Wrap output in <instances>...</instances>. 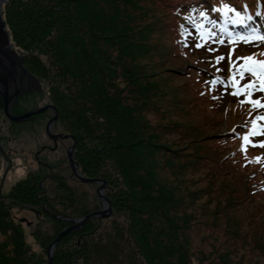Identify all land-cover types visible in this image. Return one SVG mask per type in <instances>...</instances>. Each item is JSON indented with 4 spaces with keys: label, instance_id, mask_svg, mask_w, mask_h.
Listing matches in <instances>:
<instances>
[{
    "label": "rangeland",
    "instance_id": "374dc122",
    "mask_svg": "<svg viewBox=\"0 0 264 264\" xmlns=\"http://www.w3.org/2000/svg\"><path fill=\"white\" fill-rule=\"evenodd\" d=\"M7 1L4 17L13 44L19 51L28 55L34 54L41 60L40 64L30 62L26 66L41 83L42 91H35L20 98L17 106L14 107V112L16 115H23L52 104L59 111L56 132L74 134L77 142L75 137V141L64 140L60 142L56 152L47 150L41 153L40 160L49 164L51 169L42 167L36 162L35 156L42 146L52 144L46 133V125L54 117V112L49 110L24 123H12L3 111L0 113V148L13 161L9 164L0 151V264H48L49 245L56 239L55 237L72 226L73 220L83 218L84 213L103 209L96 185L80 182L71 170L66 152L70 146H76L75 160L78 162L79 172L85 177H98L107 181L110 195L108 192L106 195L111 200L113 213L102 219L91 218L90 222L87 221L88 224L86 222L80 229L66 235L55 247L54 264H106L103 258L99 255H91L89 250L92 245L95 247L108 243V234L112 232L122 235L123 240H126L121 244L127 245L128 253L120 254L122 258L126 257L125 261L123 260L124 264L142 262L149 264L146 250L151 247L154 240H150L146 245L144 239L140 240L138 237L143 235L140 229L144 220L152 219L156 222L157 217L151 216L149 210L154 201L142 202L136 199L135 191L129 192L132 189L128 184L130 176L125 169L134 162L138 163V159L144 162L142 165L144 170L140 174L144 182L155 187V191L160 195L163 191H169L177 202H181L182 208L173 209L170 218L175 227L187 225L186 239L182 236L183 230L178 229L180 238L183 242L186 241L188 246L186 247L190 258L187 264H264V230L257 229L254 232L247 222L240 223L245 217L244 211L238 212L233 207L231 211L227 210L229 199L221 194L223 184L219 179H213L212 174L209 176L211 172L208 168L198 166L193 171V166L196 164L195 157L198 153L205 156V148L210 142L204 133L210 127L204 129L203 125L205 123L207 125V122L203 119L211 121V129L215 133L219 118L224 121L223 129L226 125L229 127L235 122L232 116L237 115L240 109L236 105L230 107L227 96L224 97L226 101L223 99L226 103L224 111H229L226 113V120L223 116L214 119L205 117L195 108L191 109L188 106L189 101L186 100H189V97L182 87V74L186 73L188 65L192 66L193 63L196 64L195 62L202 64L205 60L213 61V57L195 52L193 58L178 62L172 59L170 54L164 56L165 50L175 47L173 38L177 37V21L175 24L170 15L165 16L160 10L159 0H96L101 10L109 11L112 9L110 7H113L114 11L118 10L121 29L130 33V38L121 36L123 39L120 43L123 44H117L113 58L118 61L125 49L127 61L131 63L136 60L131 63V68L137 71L134 72L139 76V80L134 82L124 70H118L121 66L112 65L109 70V72L118 70L116 76L124 83L129 79L123 93L124 110H129L130 106L138 110L142 106H132L135 104L133 100L135 87L150 91L153 88L156 95L154 100L142 106L144 116L143 114L138 116L141 124L136 125L134 133L144 139L140 145L133 144L137 137L131 142L129 137L127 139L120 134L117 136L109 122L112 116L106 120L105 111L103 114V111L99 112L97 109L90 123L102 122L100 127L90 125L91 128L96 127L93 130L95 132L93 139L87 135V131L91 128L82 126L79 130L73 128L76 131L70 129L71 126H78L73 112L87 113L89 108L77 110L78 108L71 107L68 103L64 104L63 92L79 94L83 89L75 86L71 75L61 76L57 69L54 59L56 54L50 50L52 44L41 40L42 37L47 36L49 29L40 27L42 30L36 28L31 31V28L32 35L30 31L24 32V29L35 27L38 23H23L19 18L12 27L7 22L11 14L15 15L17 9L25 7L20 0L16 3L12 0ZM55 1L57 0L53 3ZM190 1L193 0H172L171 4H186ZM225 4L234 5L239 10L246 5L254 10L256 0L230 1ZM80 5H72L73 8L66 13L70 16V13L77 11L76 13L79 14ZM62 19L63 15L57 14L54 25L60 27L59 22ZM109 23L106 22L108 25ZM129 28H132V31H129ZM144 30L146 35L141 34ZM20 34L27 35L22 41L23 47L25 46L23 49L16 41ZM29 34L31 36L28 37ZM137 35L144 37L145 41L147 39L152 42L155 57L165 60L162 66L157 65L155 59L152 62L143 59L144 49L138 50L134 46L137 43L133 38ZM217 35L220 37L223 33L218 30ZM212 43L215 45V42ZM254 43H251L253 44L251 50L254 53H264L262 44ZM128 44L131 48L125 46ZM160 45L164 58L158 56ZM120 49L122 53L119 52ZM224 49L227 50L228 47ZM72 51L73 60L76 58L82 63V57L85 56L80 55L79 49ZM180 63L187 64L181 68ZM124 83H121L122 87L125 86ZM106 87L105 91L110 97L118 98L113 84ZM94 101L95 99L92 102ZM88 106L92 107L86 105ZM125 113L126 118L131 114ZM151 144L153 151H157L153 158L148 156L150 150L148 145ZM94 147L102 150L100 155L93 154L91 150ZM52 173L54 177H50ZM127 194L134 195L135 198L129 199ZM184 206L187 207L186 211ZM45 207L49 209L45 210ZM243 209L246 210L245 207ZM60 218H68L72 222L63 219L60 221ZM162 222L164 224L163 220ZM22 243L25 245L24 250L22 247L19 251V245ZM123 248V251H127L126 247ZM137 260L139 261L136 263Z\"/></svg>",
    "mask_w": 264,
    "mask_h": 264
},
{
    "label": "trees",
    "instance_id": "16d2710c",
    "mask_svg": "<svg viewBox=\"0 0 264 264\" xmlns=\"http://www.w3.org/2000/svg\"><path fill=\"white\" fill-rule=\"evenodd\" d=\"M17 1L18 0H12L13 3H16ZM20 1L22 2V5L25 4L24 9H17L16 14H11L7 22L12 27L14 24L16 25L19 18H21L23 23H38L35 27L24 29V32L25 30L30 31L31 28V31L36 28L39 29L40 27L43 29H49L47 36L42 37L41 40L48 41L52 44L50 50L56 54L54 59L56 60L57 69L61 76L71 75L75 82V86L82 87L83 89V92L79 94L74 92L72 94H66L65 91L63 92L62 102L64 104L67 105L68 103L71 107L78 108L77 110H80L81 108H89L87 113L73 112V117L78 126H71L70 129L79 130L82 126L84 128L86 126L90 129V125L93 124L96 127H100L102 121H97L93 124L90 123V120L95 117L94 113H96L95 109H97L99 112L103 111V114L105 111L107 116L106 120H109L108 117L112 116V119H110L109 122H111L113 128L112 131L116 132L117 136L120 134L121 137L127 139L129 137L131 138V142L133 138L137 137L133 144H142L144 139L140 138L139 135L136 136L134 129L136 128V125L141 124V121H138V116L139 114L142 115L144 113L143 107L150 101L154 100L156 95H154L155 92L153 88L150 91V89H140L139 87H135V90L133 91V94L135 95L133 99L135 104L132 106L138 107L139 105H142L143 107L140 106L137 110L129 105V110H124L123 93L129 83V79H127L128 83H124L120 78H117L116 72L118 73V70H124L134 82L139 80V76L134 72L136 70L131 68V63L136 62V60L134 59L131 63L128 62L127 57L125 56L127 54L125 49H123V53L122 49L119 51L122 53L121 57L118 59L119 62L115 61L113 58L116 47H118L117 44H121L120 40L123 39L121 36L127 37L130 35V33H127V30L121 29L122 24L119 20V11H114L113 7H110L113 10L111 9L109 11L101 10L97 2L98 0H57L54 3V0L51 2H47L48 0ZM171 1L172 0H159L160 10L165 13V16L170 15L171 20H174L175 24L177 21V37H174L175 39L173 38L175 47L174 49L171 48V50L170 48L169 50L167 49V51L165 50L164 56L170 54L172 59L183 62V60L193 58L195 52L203 55L208 54L205 50L197 51L200 49L195 47V45L200 42L196 39L199 29L195 27V25H202L203 22L207 20L202 18L200 13H207L208 18L210 16H219L222 13L213 11L214 7L222 8L226 2L243 0H193L186 4L177 5H172ZM81 3H83V5ZM72 5H80L78 10L80 11L79 14L76 13L77 11L70 13V16L66 13L73 8L71 7ZM49 14H51L50 17ZM57 14H59V16L63 15V19L59 22L60 27L54 25L57 20ZM51 16H54V18ZM189 17L191 18L190 20L186 19ZM107 21L110 22L109 25L106 24ZM182 25L188 32L187 46H185L184 43H181V41L185 39V37L181 36ZM42 28L40 29L42 30ZM130 30L132 31V28H129V31ZM31 31L30 33L32 34ZM145 31L146 30L141 34L146 35ZM14 32L17 33L16 30H14ZM26 36V34H20L19 39L16 40L17 43L21 45L22 49L25 47H23L22 41L27 38ZM29 36L31 35L29 34L28 37ZM133 39L137 43L134 44V46L137 47L138 50L140 48L142 50L144 49V52L142 53L143 59L146 58L151 62L155 59L157 65L162 66L164 64L165 60L157 59L155 57L152 42L147 39L145 41V38L141 37V35H137V37H134ZM26 45L30 46L31 44ZM125 46H130L131 48L130 44ZM72 49L76 51L79 49V52L81 53L80 55L86 57H82V63L77 61L75 57L73 60ZM161 49L162 47L160 45L158 56L164 58ZM20 53H22V56L25 58V66L32 61H37L39 64L41 63V60L32 54L28 55V53L26 54L22 51H20ZM70 59L71 61H69ZM195 63L196 64L193 63L192 66L188 65L186 73L181 76V80L183 81L182 87L186 95L189 97V100H186L189 101L187 102L188 106H190L191 109L195 108L205 117H212L214 119V117L219 118L220 116H223L226 120V113L229 111H224L226 103L221 97L222 94L219 92V85L216 86L215 91H211V85L206 83L213 80L216 76L220 77L227 74L226 66H219V69L222 71L217 72L216 66H211L213 61L205 60L202 64L199 62ZM112 65H118L121 66V68L117 71L109 72ZM184 65L181 64V68ZM27 69L32 73L28 67ZM107 82L115 86L118 98L110 97V94H107L108 92L105 91V89H107L106 86L109 85H107ZM121 83H124L125 86L122 87ZM214 96L218 98L214 99ZM94 99L95 101L92 102ZM228 103L230 107L236 105L240 109V112L237 115L232 116L235 122L229 127L226 125V128L223 129L224 121L219 118V122L215 126L217 130L214 133V130L212 131L211 129V121L203 119L207 122V125L206 123L203 125L204 129H209L210 127L209 130L204 131L210 142L205 148V156L199 155L197 150L198 155L195 157L196 164L193 166V171L194 168L198 166H202L204 169L208 168L211 172H208L210 173L209 176L212 174L211 177L213 179H219L223 184V187H221V194L225 198L227 197V200L229 199L227 210L231 211L233 207L236 208V211L238 212L244 211L245 217L240 220V223L243 224L247 222L249 228L256 232L257 229L264 230V166H262V163L260 162L264 161V147L251 146L248 148L246 154L240 150L242 141L238 138L239 136L237 134L239 133L240 137H242L244 136L245 131L250 128L249 122L251 121L252 112L248 105L240 108L236 99L233 97L228 98ZM86 105H91L92 107H86ZM131 108L133 110H131ZM125 112L131 114L126 118ZM142 116H144V114ZM96 127H92L87 131V135L90 136L91 139L94 138L95 132L93 130ZM71 135L75 137L77 142L76 135ZM150 146L148 145L150 148L148 156L153 158V156H156L157 151H153V144ZM91 151L95 155H100L102 152L98 147H94ZM257 158H261L259 162H257ZM137 161L138 163L134 162L132 166L125 167L127 170L126 172L129 173L130 176L128 184L131 185L132 188L129 192L132 190L135 191L137 195L136 199L140 201L142 200V202L146 203L147 201H154L149 207V210L151 211V216L157 217L156 222L150 219L144 220V222L141 223L143 227H141L142 229H140V231L143 232V235L138 237L140 240L144 239L146 245H148L150 240H154L151 247L146 250L148 252V262L149 264H187L188 259L190 258L188 254V246L186 245V241L183 242L182 238H180V230H178H183L182 236L185 238L187 225L175 227L170 218V212L173 209L180 210V207L182 208L181 202H177L176 199H174L173 194L169 191H161L162 195H160V193L155 191V187H151V185L145 183L140 176L141 172L144 170L142 167L144 162L139 159ZM208 163L209 165L211 164V167H209ZM86 177L99 179L98 177ZM107 192L108 195H110L109 185ZM127 196L129 199L130 197L132 199L135 198L134 195L129 196V194H127ZM243 207H245L246 210H244ZM186 208L187 207L184 206L185 211ZM96 211H88L83 215L86 216ZM162 220L164 221V224ZM12 228H14V226H12ZM17 231L18 230H16V233ZM57 236L55 238H57ZM108 237V243L99 246L96 245L95 247L92 245L89 252L91 255H99L106 261V264H124L123 260L125 261L126 257L122 258L120 254L128 253L129 249L127 248V245L122 246L121 244L126 240H123L122 235L113 232L109 233ZM24 246L23 243L22 245H19V251L22 250V247L24 250ZM123 247H126L127 251H123ZM93 261L94 260H92V262ZM138 261L139 260L135 262L137 263ZM141 264L144 263L142 262Z\"/></svg>",
    "mask_w": 264,
    "mask_h": 264
},
{
    "label": "water",
    "instance_id": "95a60500",
    "mask_svg": "<svg viewBox=\"0 0 264 264\" xmlns=\"http://www.w3.org/2000/svg\"><path fill=\"white\" fill-rule=\"evenodd\" d=\"M7 3V0H0V112L3 111L5 116L12 123H24L31 120L34 116L41 115L49 110H52L54 112V117L46 125V133L49 139L53 140L55 143H57L59 139L64 140L72 138L75 141L74 137L70 134H54L55 124L59 120V111L56 106L52 104L47 105L43 108L32 110L23 115H16V113L14 112V107L17 106L18 100L20 98L24 97L25 95L32 94L35 91L41 92L42 87L39 80L25 67V58L22 56V53H20V51L15 47L11 40L9 29L4 18V7ZM32 63L38 62L32 61ZM74 148L75 146L73 147V149ZM70 163L73 168L74 174L80 182L85 184L100 185L97 190V194L103 204V209L86 215L81 219L73 220L74 224L64 229L49 245L48 264H54L53 254L55 252V247L66 235L80 229L91 218L102 219L109 217L113 213L111 202L105 196V188L107 186V182L100 179L85 177L81 172L78 171L77 166L79 165L75 160H73L71 156ZM63 220L72 222L68 218H63Z\"/></svg>",
    "mask_w": 264,
    "mask_h": 264
},
{
    "label": "snow or ice",
    "instance_id": "6c2138e0",
    "mask_svg": "<svg viewBox=\"0 0 264 264\" xmlns=\"http://www.w3.org/2000/svg\"><path fill=\"white\" fill-rule=\"evenodd\" d=\"M213 11L221 12L223 15L227 16L229 14L235 16L237 19L233 21V23H240L244 27H248V25L244 24L245 20H251V15L248 16H242L241 12L236 10L234 7L229 6L225 4L222 8H213ZM244 11H247V6L245 5ZM260 13H257L259 15ZM200 16L204 19H209L207 13L201 12ZM186 19H191L186 18ZM209 23L213 24L215 26V22L213 20H209ZM198 29H201L200 35H201V41L198 42L195 47L200 48L204 47L206 43L208 42H216L221 45L225 44V41L223 39H219L215 32L213 30H210L206 28L203 25H195ZM221 32H225L228 37V43L229 44H239V43H254V42H260L264 43V34H261L257 32L255 29H251L247 34L240 35L238 33H231L227 32L225 29H221ZM187 29L184 28V26H181V36L185 37L184 40L181 41V43H184L185 46H187ZM218 49H211L209 48L210 52H214ZM235 48L233 47L229 53L228 59L230 61V68L229 71L231 73L230 78L225 81L219 76H216L213 78V80L208 81L206 83H209L211 85L210 90L215 91L216 86L220 85L224 88L231 87L233 91L231 92V95L240 97L244 96L245 99L240 101V105L243 106L245 103H248L251 105V110H261L264 109V98H257L252 99V97L255 95V93L260 92L264 93V61L257 60L258 55H264V53H256L253 54V56L250 57H239L237 58V61H232L231 56L234 53ZM225 59L224 56H219L215 58L214 67L219 65L223 60ZM240 60H243V64L237 67V64ZM222 71L217 67V72ZM239 77V79H237ZM251 78L249 83L243 84L242 81L248 78ZM214 99H217L218 97H213ZM264 121V111L260 112V114L252 121L251 128L248 130V134L240 137L242 140V147L241 151L246 154L248 145H251L252 147H264V143H252V138L256 136H264V126L261 125L260 122ZM261 158H257V162L260 161Z\"/></svg>",
    "mask_w": 264,
    "mask_h": 264
},
{
    "label": "flooded vegetation",
    "instance_id": "af4514ba",
    "mask_svg": "<svg viewBox=\"0 0 264 264\" xmlns=\"http://www.w3.org/2000/svg\"><path fill=\"white\" fill-rule=\"evenodd\" d=\"M2 112V111H1ZM0 112V113H1ZM57 124V123H56ZM56 124H55V127H54V134H56V135H59V134H67V133H62V132H56ZM69 139H71V140H73L72 138H69ZM69 139H64V140H69ZM51 140V139H50ZM64 140H58L57 141V143H55L53 140H51L52 141V144L51 145H44V146H42L41 147V149L39 150V151H37V153H36V162L39 164V165H41L42 167H45V168H48V169H51V167H50V165L49 164H47V163H45V162H43L42 160H40V154L41 153H43V152H45V151H53V152H56L58 149H59V147H60V142H63ZM0 151L3 153V155L5 156V159L7 160V162L9 163V164H11V163H13V161L8 157V154H6V153H4V151H2L1 150V148H0ZM67 160H68V162H69V166H70V168H71V170L73 171V168H72V166H71V163H70V156L73 158V160H75L76 159V157H77V151H76V146H75V148L73 149V146H70V147H68V149H67ZM76 161V160H75ZM77 162V161H76ZM78 163V162H77ZM9 167H10V165H9ZM9 167H8V172L10 171L9 170ZM77 169H78V171H79V166H77ZM7 172V173H8ZM6 173V174H7ZM73 173H74V171H73ZM8 175V174H7ZM7 175H6V177H7ZM55 175H54V173H52L51 175H50V177H54ZM49 177V178H50ZM96 185V187H97V190H98V188L100 187V185H97V184H95ZM107 189H108V186H106V188H105V196H106V198L111 202V200L108 198V196L106 195V193H107ZM102 208H103V204H102ZM45 210L46 209H49V208H44ZM62 219L63 218H60L59 220L60 221H62ZM89 221V220H88ZM86 224V223H85Z\"/></svg>",
    "mask_w": 264,
    "mask_h": 264
}]
</instances>
